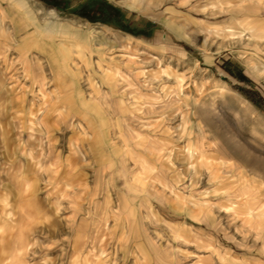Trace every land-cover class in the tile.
I'll return each mask as SVG.
<instances>
[{
  "label": "crops",
  "instance_id": "crops-1",
  "mask_svg": "<svg viewBox=\"0 0 264 264\" xmlns=\"http://www.w3.org/2000/svg\"><path fill=\"white\" fill-rule=\"evenodd\" d=\"M178 1L183 0H166L168 9L156 17L157 27L154 18L138 11V0H0V83L5 84L0 93V264H13L14 252L27 245L31 230H42L45 222L48 228L59 226L61 216L77 218L84 197L92 196L100 200L95 203L100 222L81 220L77 227L84 230L69 240L74 251L81 243H110L121 262L144 264L145 256L146 264H162L149 238L135 232V150L152 154L167 186L163 205L143 199L146 211L162 212L164 218H153L160 225L150 240L175 246L169 262L226 263L188 244L209 218L201 202L207 197L221 213L240 216L252 211L254 197H264V172L253 168L254 159H264V114L252 100L227 90L231 77L218 66L198 60L200 47L189 43L201 34L204 18L177 11L173 3ZM243 1L251 4L243 18L251 21L264 50V0H222ZM27 14L41 29L35 35L40 43L68 54L64 65L58 60L49 66L45 54L28 46V28H12L13 17ZM237 14L230 12L228 19ZM55 28L77 40L48 38ZM12 54L20 56L25 73L26 86L16 93L6 87ZM247 78L242 81L255 82ZM205 79L219 96L225 90L218 102L237 123L213 136L208 152L216 183L201 188L205 172L188 165L206 152L197 124ZM189 109L195 119L188 134L178 118ZM258 117L261 122L253 123ZM202 193L205 197L198 198ZM109 196L115 197L112 203ZM89 227L106 230L87 235ZM110 259L83 252L78 264H109ZM231 259L226 264H264L254 258L245 263L235 252Z\"/></svg>",
  "mask_w": 264,
  "mask_h": 264
},
{
  "label": "rangeland",
  "instance_id": "rangeland-1",
  "mask_svg": "<svg viewBox=\"0 0 264 264\" xmlns=\"http://www.w3.org/2000/svg\"><path fill=\"white\" fill-rule=\"evenodd\" d=\"M173 4L177 11L193 15L201 13L204 18L201 22V34L193 37V40L189 43L193 48L195 46L200 47L201 56L198 60L218 66L223 71L221 72L222 75L231 77L227 90H232L249 101L252 100L259 112L264 114V50L261 46V38L253 35L251 31V21L243 18L246 7H250L251 4L243 1L230 5L227 2H222V0H183ZM167 5L166 0H138V2H135L138 11L154 18L157 27H159V24L156 23L155 19L158 15H162L164 10L168 9L166 8ZM230 12L238 13V18L230 21L228 19ZM12 28L15 32L28 28L27 36H24L28 46L45 54L49 66H52L54 62L57 63L58 60H60V65H64L68 59L66 52L62 51L59 54L57 47L50 45L49 42L40 43L36 39L35 35L41 29L36 26L31 15L13 17ZM47 35L48 38L59 36L70 38L72 41L77 40L76 36H66L59 28L50 30ZM78 40L80 45H83V39L79 38ZM20 60V56L11 55L12 68L10 74H8L11 76L8 83H6V87L11 88L13 93L24 90L23 88L26 86L23 78L25 73L23 68L20 67ZM206 68H211V66H206ZM28 70L31 71L30 68ZM51 70L56 73L59 69L53 67ZM1 75L3 74L1 73ZM247 75L253 77L255 82L242 81L248 79ZM210 77L217 79V81L219 79L217 75H211ZM189 83L188 81L186 84L187 88L190 87ZM204 85L205 90L201 94L204 97L202 99L203 104H201L202 111H200V115H197V124L198 131H200L198 137L204 139L206 152L197 158L192 157V162H189L188 165L193 170L202 169L205 172V183L201 184V188L211 187L216 183L217 170L214 169L216 165H214L211 153L208 152V150H212L213 136L218 133L220 127L227 129L237 123L234 117L230 115L227 107L218 102L223 99L225 90L222 89L219 96L218 89L208 87L207 79H205ZM4 86V83H0V93L3 92ZM238 105L243 108L246 107L244 102H238ZM190 106L188 107L190 108ZM190 112L191 109L178 118L179 126L182 128L187 126L188 134L191 131L193 119H195ZM164 118L166 117H163L162 120ZM145 122L151 121L147 120ZM252 122L261 121L258 117L254 118ZM190 155L192 156V153ZM152 157V154L148 152L141 153L135 150V232L141 238H149L148 246L151 248L152 245L154 251L160 254L159 259L162 264H187L185 261L180 262L179 259L175 262L174 258L170 262L167 261L177 251L175 246L169 245L163 240H161L162 242H155L154 239L150 240L155 230H159L160 225L158 222H153V218L157 220L164 218L162 212L146 211L143 203L147 202L143 199L148 198L150 202L159 206L163 205L167 199L165 195L167 186L164 185L162 180L163 171L158 163H153ZM253 168L259 172H264V159L261 162L254 159ZM198 196H200L198 197L200 199L205 197L203 193ZM114 199L115 197L109 196L106 200L107 203H112ZM254 199L256 200H254L253 209L246 216L229 212L221 213L217 204H214L208 197L207 200H203L205 202L201 201L204 209H207L206 214L209 218L200 223L201 229L198 230L196 238L188 246L192 247L195 252L211 254L226 263L232 260L233 252L243 257L245 263L250 262L252 258H254L253 260H264V197H254ZM98 202H100L99 197H84L82 204H80L83 210L77 211V218L69 221L67 216H61L59 226L53 223L54 225L50 224L48 228L45 222L42 230H31L27 245H23L22 250L14 252L15 258L12 263L78 264L81 253L85 252L91 258L102 256L111 258L109 264H130L129 262H121L115 257L111 252L112 244L110 243H81L76 251L72 249L71 243H69L71 236L74 233H79L80 230H84L77 227L81 220L88 221L87 225H91L90 221L92 223L95 220L100 222V212L95 211V203ZM104 202L106 203V201ZM185 209L186 214H189L187 206H185ZM90 229L91 227H89L87 235H103L106 230L105 228H103V231H99L97 228ZM244 255L252 258L244 257ZM143 260L146 264L147 259L145 256Z\"/></svg>",
  "mask_w": 264,
  "mask_h": 264
}]
</instances>
